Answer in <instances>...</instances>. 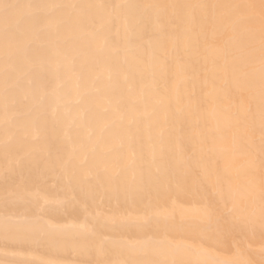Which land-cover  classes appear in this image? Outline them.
<instances>
[{"label": "bare ground", "instance_id": "6f19581e", "mask_svg": "<svg viewBox=\"0 0 264 264\" xmlns=\"http://www.w3.org/2000/svg\"><path fill=\"white\" fill-rule=\"evenodd\" d=\"M0 264H264V0H0Z\"/></svg>", "mask_w": 264, "mask_h": 264}]
</instances>
